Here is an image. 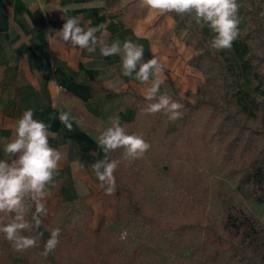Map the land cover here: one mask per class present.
I'll return each mask as SVG.
<instances>
[{
  "label": "rangeland",
  "instance_id": "374dc122",
  "mask_svg": "<svg viewBox=\"0 0 264 264\" xmlns=\"http://www.w3.org/2000/svg\"><path fill=\"white\" fill-rule=\"evenodd\" d=\"M252 1L253 7L258 8L264 39V0ZM243 2L245 10L251 9L250 0ZM238 4V38L230 50L216 51L236 80V106L249 116L237 117L241 126L238 129L233 121L225 119L229 108L219 99L221 80L216 66L207 61H202L198 69L203 76L200 85L204 86V96L213 99L212 105L200 108L184 106L182 118L173 122L164 112L145 114L148 101L144 99L140 102L135 123L126 127L130 134L143 136L151 148L143 158L131 163L123 161L122 149L113 152V158L121 160L117 169L119 180L130 191L133 202L141 205L143 213L162 226L145 224L122 200L119 204L120 217L110 227L108 235L118 241L125 255L124 263L264 264V192L261 193L252 181L243 178L245 173L249 175L251 171L248 138L252 137L260 148L264 145V89L261 86L262 69L252 75L251 81L248 75L250 64L247 56L257 54L258 50L253 40L240 42V35L249 26V14L244 18L240 13L239 0ZM193 17L189 19H195ZM199 25H202L204 32L209 29L207 25ZM212 38L213 33L209 41ZM161 94L190 104H194L197 97L196 88L183 91L175 83L168 85ZM259 163L264 168V149L257 156L255 166ZM174 172H180L188 181H180ZM195 173L206 191L203 211L197 210L191 200L192 182L189 179L191 175L197 176ZM260 195L263 200L257 199ZM226 207H232L235 215L241 211L252 219L257 231L253 239L242 242L233 234L221 230ZM68 209L62 211L63 216L52 221L48 227L49 233L44 232L42 237L48 239L51 229L58 227L60 236L69 231L72 244L78 243L84 233L87 213H80L73 207ZM3 217L5 214L0 213V219ZM188 217H197L201 224L187 225L192 220ZM180 222L186 226H178ZM205 227H210L223 240V245L215 246L208 242ZM121 229L127 231L124 239L119 238ZM66 257L74 263L79 262L75 255ZM5 262L56 264V259L52 256L47 260L34 248L16 252L4 234L0 233V264ZM96 264H105V261L101 259Z\"/></svg>",
  "mask_w": 264,
  "mask_h": 264
},
{
  "label": "crops",
  "instance_id": "0c3cea01",
  "mask_svg": "<svg viewBox=\"0 0 264 264\" xmlns=\"http://www.w3.org/2000/svg\"><path fill=\"white\" fill-rule=\"evenodd\" d=\"M72 17H79L85 28L105 24L109 45L131 39L144 46V61L159 57L165 65L160 94L168 80L183 91L203 82L201 71L190 63L197 50L185 43L186 30L174 31L172 13L148 12L139 0H0V159H12L4 154V141L14 138L16 121L28 109L51 126L49 143L64 155L48 189L49 212L38 229L43 234L72 207L89 213L91 230L117 223V192L105 195L90 168L103 158L96 138L110 126V117L118 116L122 125L134 118V97L127 89L144 97L149 86L134 74L123 76L119 54L103 57L98 48L89 54L58 43L55 32ZM204 33L211 37L210 29ZM61 112L73 118L72 131L59 121Z\"/></svg>",
  "mask_w": 264,
  "mask_h": 264
},
{
  "label": "clouds",
  "instance_id": "9594fccd",
  "mask_svg": "<svg viewBox=\"0 0 264 264\" xmlns=\"http://www.w3.org/2000/svg\"><path fill=\"white\" fill-rule=\"evenodd\" d=\"M139 4L141 8H147L148 12L194 16L198 24H206L214 33L209 47L217 51L230 50L239 35L238 0H139ZM96 33L101 35L98 37ZM55 34L58 43L70 46L73 51L86 50L92 54L98 48L103 57L119 54L123 76L133 77L134 74L137 81L149 85L144 92V98L148 101L145 114L164 112L173 122L182 118L184 105L168 94H160L165 65L156 56L144 61L143 45L131 39L122 44L116 39L109 45L105 39L108 35L105 24L85 28L81 26L79 17L66 19ZM109 120L110 126L99 130L96 138L103 158L90 168L98 181V188L111 196L116 193L114 173L121 164L120 159L111 158V153L122 149L123 161L131 163L143 158L151 145L143 136L130 134L118 116L110 117ZM59 121L68 131L73 130V118L69 113L61 112ZM50 127L34 119L33 110L28 109L16 121L14 138L4 141V154L12 159H0V213L5 214L4 219H0V233L4 234L16 252L38 247L39 237L43 236L42 232L38 236L25 233L40 229L42 218L48 215V189L54 184L64 158L63 153L49 143ZM60 233L58 227L51 229L42 255L47 256L56 249Z\"/></svg>",
  "mask_w": 264,
  "mask_h": 264
},
{
  "label": "trees",
  "instance_id": "16d2710c",
  "mask_svg": "<svg viewBox=\"0 0 264 264\" xmlns=\"http://www.w3.org/2000/svg\"><path fill=\"white\" fill-rule=\"evenodd\" d=\"M241 2V15L245 18L247 14H249L247 27L244 34L240 35V40L242 42H248L250 40L255 41V45L257 47L258 53L252 54L250 53L247 56V61L251 65L250 69V81L252 79V75L258 70L262 69V83L261 86L264 89V39L262 37L263 34V24L260 22L259 12L257 7H253V1L250 0L251 9L245 10V3L243 0H239ZM247 11V12H246ZM175 19V27L174 31L178 33L180 30H186V38L185 43L191 45L197 50V54L191 58V64L199 68L202 61H207L216 66V71L219 74V78L221 80V93L220 100L227 106L228 112L225 115L226 120L233 121L236 129L241 126L238 124L237 117L244 116L248 117L249 115L243 113L240 107H237L234 99V92L237 89V83L234 76L227 69V65L223 62L219 53L215 49H211L209 47V33H204L201 26L196 22L195 19L190 20L189 15L180 16L176 13H172ZM192 38H195V41H192ZM208 80V78H205ZM169 84H172L170 80H168ZM92 84L102 89L105 92H111L109 89L104 87L101 83L97 81H93ZM126 92L131 93L134 97V103L132 104V108L134 109V118L128 122H125L124 125H133L135 123L136 116L138 114V110L140 108V102L145 98L140 94L127 89ZM196 99L194 104H190L186 101H179V103L184 106H188L191 108H200L206 105H212L213 99L207 98L204 96V86L200 85L196 88ZM179 99V98H178ZM145 101V100H144ZM262 106V105H261ZM257 135V134H256ZM249 141V149L250 150V162L249 166L251 167V171L249 175L245 173L243 175L244 180L252 181V183L261 191L264 192V168L261 163L257 166L256 159L257 156L264 149V145L260 148L256 143H254V139L252 137L248 138ZM248 144V143H247ZM111 158H113V153H111ZM176 177L180 181H185L183 175L180 172H174ZM196 174V173H195ZM116 177V192H117V212L120 217V207L119 204L122 200H125L126 204L129 208L139 216L142 221L153 227L162 226L160 222L156 221L151 216H146L143 213L142 206L133 202L132 195L127 188L121 185L118 172L114 173ZM197 175V174H196ZM192 178L189 180L192 182L191 186V200L195 203L197 210L203 211L204 209V201L206 191L205 188L201 185L200 178L195 175H191ZM248 177V178H247ZM186 181L187 178H186ZM185 181V182H186ZM258 200H263V197L258 196ZM89 217V213H87V219L85 221L84 233L78 243L76 245L72 244L70 239V232L68 231L64 235L59 237V244L56 249L47 256H44L45 259L49 260L53 257L56 259V264H96L99 260L104 259L105 264H127L123 262V258L125 255L122 253L121 249L118 246V241L116 239H111L108 235V230L110 226L101 223L98 229L91 230L87 227V220ZM31 218L30 215L28 217ZM191 222H188L187 225H200L201 223L198 221L197 217H188ZM4 219V217H3ZM43 226L45 223L43 222ZM178 226H186L185 223H178ZM170 226V225H169ZM172 226V225H171ZM206 228V240L210 242L212 245L219 246L223 245V240L220 239L219 236L215 234V232L210 227ZM221 230L228 234H233L239 238L242 242L246 239L251 240L257 233L254 223L252 219L245 215L243 212L238 211V214L235 215L234 209L232 207H226L224 212V217L221 223ZM38 229H33L32 232H26L25 235H33L38 236ZM51 234V232H50ZM50 236L48 237V239ZM47 241L44 237H39V245L38 247H34V249L42 253L44 243ZM66 255L72 256L75 255L78 259V263H74L71 260H68ZM3 264H7L6 262ZM22 264V263H21ZM24 264H28L24 262Z\"/></svg>",
  "mask_w": 264,
  "mask_h": 264
},
{
  "label": "built area",
  "instance_id": "2783aa9c",
  "mask_svg": "<svg viewBox=\"0 0 264 264\" xmlns=\"http://www.w3.org/2000/svg\"><path fill=\"white\" fill-rule=\"evenodd\" d=\"M127 231L125 229H121V232L119 234L120 239H124L126 237Z\"/></svg>",
  "mask_w": 264,
  "mask_h": 264
}]
</instances>
